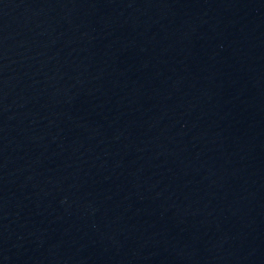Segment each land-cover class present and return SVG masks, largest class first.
Segmentation results:
<instances>
[{
  "label": "water",
  "instance_id": "1",
  "mask_svg": "<svg viewBox=\"0 0 264 264\" xmlns=\"http://www.w3.org/2000/svg\"><path fill=\"white\" fill-rule=\"evenodd\" d=\"M0 264H264V0H0Z\"/></svg>",
  "mask_w": 264,
  "mask_h": 264
}]
</instances>
